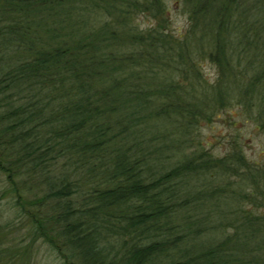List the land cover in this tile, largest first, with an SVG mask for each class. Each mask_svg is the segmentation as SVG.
<instances>
[{
    "label": "trees",
    "instance_id": "trees-1",
    "mask_svg": "<svg viewBox=\"0 0 264 264\" xmlns=\"http://www.w3.org/2000/svg\"><path fill=\"white\" fill-rule=\"evenodd\" d=\"M173 1L179 35L168 0H0V197L64 264H264V160L193 134L238 105L264 131V0Z\"/></svg>",
    "mask_w": 264,
    "mask_h": 264
},
{
    "label": "rangeland",
    "instance_id": "rangeland-1",
    "mask_svg": "<svg viewBox=\"0 0 264 264\" xmlns=\"http://www.w3.org/2000/svg\"><path fill=\"white\" fill-rule=\"evenodd\" d=\"M170 6L169 10V24L167 29L175 35L185 32L188 25L187 14L177 6L173 0H168ZM136 21L141 27L155 24V18L138 15ZM203 75L209 82L215 80L217 76L216 65L209 59L200 60ZM240 105L232 108L216 109V112L210 119H205L200 122L199 126L193 131L195 137L202 140L206 147L212 149L217 154H222L229 147L228 139L236 134L242 141L246 154L254 160H264V131L257 128L255 122L242 113ZM246 114H249L247 111ZM5 175L0 170V193L4 184ZM15 225L8 231L7 243L11 244L14 241H21L22 245L29 242L32 247V254L30 255L31 264H64L63 260L58 256L57 252L44 242L42 238H31L27 234L26 219L18 216L17 207L14 206L13 198L10 195L0 197V227H8L7 223ZM6 231V230H5ZM10 238V239H9ZM24 240V242L22 241Z\"/></svg>",
    "mask_w": 264,
    "mask_h": 264
}]
</instances>
